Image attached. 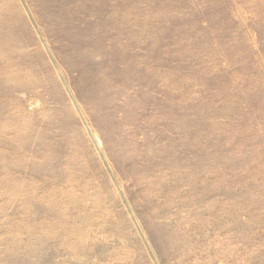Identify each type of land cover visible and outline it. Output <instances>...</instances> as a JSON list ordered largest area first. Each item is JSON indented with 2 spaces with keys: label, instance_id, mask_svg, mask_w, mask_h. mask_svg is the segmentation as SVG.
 Returning a JSON list of instances; mask_svg holds the SVG:
<instances>
[{
  "label": "rangeland",
  "instance_id": "obj_1",
  "mask_svg": "<svg viewBox=\"0 0 264 264\" xmlns=\"http://www.w3.org/2000/svg\"><path fill=\"white\" fill-rule=\"evenodd\" d=\"M0 264H264V0H0Z\"/></svg>",
  "mask_w": 264,
  "mask_h": 264
}]
</instances>
